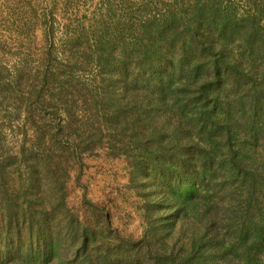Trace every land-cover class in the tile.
I'll return each mask as SVG.
<instances>
[{
  "label": "trees",
  "instance_id": "16d2710c",
  "mask_svg": "<svg viewBox=\"0 0 264 264\" xmlns=\"http://www.w3.org/2000/svg\"><path fill=\"white\" fill-rule=\"evenodd\" d=\"M249 2L240 11L221 10L217 0H175L143 20L148 48L129 63L149 89L141 94L145 104L130 100L138 106L129 107V122L108 127L109 134L93 119L84 137L58 125L45 147L56 151L51 167L63 179L53 201L36 200V178L24 191L14 184V194L0 181V264H263L264 0ZM125 61L110 67L109 86L128 80ZM119 84L124 97L128 86ZM106 111L121 115L118 107ZM104 135L112 153L128 160L129 184L145 200L146 218L157 215L169 226L201 208L202 230L188 247L149 250L145 237L153 227L138 240L123 238L106 214L105 228L97 229L67 205L70 163ZM45 162L30 174L49 172ZM215 204L220 209H210ZM238 209L244 217L233 227L230 212Z\"/></svg>",
  "mask_w": 264,
  "mask_h": 264
},
{
  "label": "rangeland",
  "instance_id": "374dc122",
  "mask_svg": "<svg viewBox=\"0 0 264 264\" xmlns=\"http://www.w3.org/2000/svg\"><path fill=\"white\" fill-rule=\"evenodd\" d=\"M217 3L221 10L248 8L246 0ZM174 5L175 0H0V181L9 193H16L14 184L24 191L27 182L36 178L41 185L36 200L53 201L62 192L58 182L63 179L51 167L56 151H45V147L51 144L47 139L55 136L58 125H63V134L84 137L94 120L92 125L99 122L109 134L108 127L120 120L129 122L128 112L137 105L130 100L145 104L141 94L149 89L140 85L134 74L137 69L129 60L135 59L139 49L148 48L143 20ZM185 8L187 12L189 7ZM120 59L126 60L123 69L128 77L119 80L128 86L124 97L119 81L113 87L108 81L110 67ZM111 106L119 108L118 119L109 117L108 111L105 114ZM144 109L151 108L145 105ZM122 127H117V136L124 133ZM103 137L102 144L80 154L79 163H70L67 205L97 229L105 228L106 214L111 228L123 238L138 240L153 227L145 237L149 250L188 247L202 230L196 215L201 208L169 226L156 219L157 215L146 218L145 200L129 184L128 160L114 155ZM45 158L50 171L30 174L31 166L38 170V160ZM11 198L7 204L14 203ZM261 203L264 207V198ZM220 207L215 204L210 209ZM241 211L230 212L233 227L242 222ZM262 259L264 264V255Z\"/></svg>",
  "mask_w": 264,
  "mask_h": 264
}]
</instances>
